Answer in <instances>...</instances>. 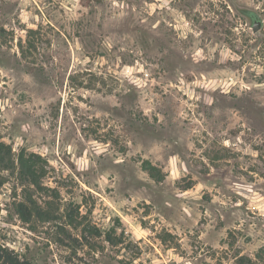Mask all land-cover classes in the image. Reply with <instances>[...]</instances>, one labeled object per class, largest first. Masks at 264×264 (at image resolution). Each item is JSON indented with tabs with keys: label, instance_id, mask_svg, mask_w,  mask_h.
<instances>
[{
	"label": "rangeland",
	"instance_id": "rangeland-1",
	"mask_svg": "<svg viewBox=\"0 0 264 264\" xmlns=\"http://www.w3.org/2000/svg\"><path fill=\"white\" fill-rule=\"evenodd\" d=\"M237 8L264 19V0H0V249L264 264V21Z\"/></svg>",
	"mask_w": 264,
	"mask_h": 264
},
{
	"label": "trees",
	"instance_id": "trees-1",
	"mask_svg": "<svg viewBox=\"0 0 264 264\" xmlns=\"http://www.w3.org/2000/svg\"><path fill=\"white\" fill-rule=\"evenodd\" d=\"M237 10H239L244 15L250 13L251 11L250 9H240V8H237ZM11 154H12V147L4 142H0V164H3L5 161V157ZM27 157L28 156L26 155L24 150H22L19 153L18 160L21 164V168L24 172V175H26V178H28L32 184L39 185L40 183L37 175L38 171L35 166V163L34 161L29 160ZM32 204L33 205L29 208L26 206V204L21 202L18 205L20 207L19 212L21 214H24L25 216L27 213L28 214L27 218L31 217L34 213L40 215L41 214L39 210L40 207L37 205L35 201H32ZM0 264H31V262L26 259L23 260L22 258H20L19 254L12 253L6 249H0Z\"/></svg>",
	"mask_w": 264,
	"mask_h": 264
},
{
	"label": "flooded vegetation",
	"instance_id": "flooded-vegetation-1",
	"mask_svg": "<svg viewBox=\"0 0 264 264\" xmlns=\"http://www.w3.org/2000/svg\"><path fill=\"white\" fill-rule=\"evenodd\" d=\"M245 16L248 18V21L251 25L255 24L256 21L263 18L259 13L254 10H251L250 13L245 14Z\"/></svg>",
	"mask_w": 264,
	"mask_h": 264
},
{
	"label": "water",
	"instance_id": "water-1",
	"mask_svg": "<svg viewBox=\"0 0 264 264\" xmlns=\"http://www.w3.org/2000/svg\"><path fill=\"white\" fill-rule=\"evenodd\" d=\"M263 21H264V19H260V20L256 21L255 24L251 25L252 31L254 33H256L257 31H259L261 29V27L263 25Z\"/></svg>",
	"mask_w": 264,
	"mask_h": 264
}]
</instances>
